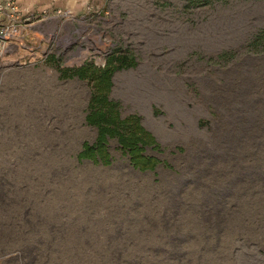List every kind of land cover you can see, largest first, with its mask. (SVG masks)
<instances>
[{
  "label": "rangeland",
  "instance_id": "1",
  "mask_svg": "<svg viewBox=\"0 0 264 264\" xmlns=\"http://www.w3.org/2000/svg\"><path fill=\"white\" fill-rule=\"evenodd\" d=\"M15 1L73 16L0 60V264H264V0ZM114 49L152 170L76 158L90 90L61 71Z\"/></svg>",
  "mask_w": 264,
  "mask_h": 264
},
{
  "label": "trees",
  "instance_id": "2",
  "mask_svg": "<svg viewBox=\"0 0 264 264\" xmlns=\"http://www.w3.org/2000/svg\"><path fill=\"white\" fill-rule=\"evenodd\" d=\"M259 36L264 38V31ZM132 62L130 55L114 49L105 57L102 66L85 61L77 67L61 71L63 77L76 76L85 80L90 90L84 119L88 125L95 127L96 135L93 143H82L76 156L78 161L108 166L110 159L106 144L108 140L114 139L134 170L144 172L157 165L158 161L154 157L144 154L145 148L157 150L158 146L140 124L139 116L131 113L121 117L118 101L108 95L111 73L129 67Z\"/></svg>",
  "mask_w": 264,
  "mask_h": 264
},
{
  "label": "built area",
  "instance_id": "3",
  "mask_svg": "<svg viewBox=\"0 0 264 264\" xmlns=\"http://www.w3.org/2000/svg\"><path fill=\"white\" fill-rule=\"evenodd\" d=\"M68 9H22L15 0H0V60L11 45L28 47L34 41L30 31L35 21L72 18Z\"/></svg>",
  "mask_w": 264,
  "mask_h": 264
},
{
  "label": "crops",
  "instance_id": "4",
  "mask_svg": "<svg viewBox=\"0 0 264 264\" xmlns=\"http://www.w3.org/2000/svg\"><path fill=\"white\" fill-rule=\"evenodd\" d=\"M16 2V1H15ZM17 3V2H16ZM32 10V9H31ZM11 46H13V45H11Z\"/></svg>",
  "mask_w": 264,
  "mask_h": 264
}]
</instances>
